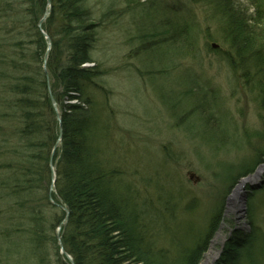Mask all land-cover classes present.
<instances>
[{"label": "rangeland", "instance_id": "rangeland-1", "mask_svg": "<svg viewBox=\"0 0 264 264\" xmlns=\"http://www.w3.org/2000/svg\"><path fill=\"white\" fill-rule=\"evenodd\" d=\"M8 1L11 2L6 3L0 0V9L7 11L0 12V50L7 51V55L1 58L4 61H0V70L4 71L0 74V92L3 94L0 95V104L3 105L5 113V117L0 118V150L2 152H0V161L6 162L13 158L18 163L20 156L14 153L13 149L24 150V143L30 140L27 136H22L17 141L12 136L13 116L9 111V102H6V106L3 103L7 101V96L9 97L11 92L10 86L14 84L13 80L16 81L18 76L17 72L11 70L9 58L14 57L15 52L13 53L9 48V44L13 42L17 32L18 36H21L23 32L33 34L37 32V29L34 25H29L25 19L21 20L23 17L21 11L25 10L27 0ZM96 1L85 0V4L93 6L97 3ZM114 3L111 5L110 14H108L110 11L103 13L99 10L100 8L95 10L94 7L93 10L94 25L96 27L99 25L101 30V32L98 31L100 36L98 38L96 36V41H99L97 47L100 48L98 56L105 59L104 67L110 68L111 72L100 76V80L105 82L106 89L100 90L101 94L95 93L98 101L95 104L96 110L91 113L90 118L97 121L101 117V134H106L107 143L109 144L110 139L113 148L119 152L117 157H122V160L117 159L113 162L126 164H121L120 170L123 171L122 176L126 183L128 182L131 186L135 204L130 207L135 213L138 208L139 213L136 214L138 232L135 233V242L139 248L149 250V253H144L146 256L153 258L160 256L163 252L168 255L165 258L173 259V253H178L175 247L193 242L194 237L190 238L192 233L194 235L199 229V235L205 233L207 218L211 216V212L220 199L217 200L214 194L215 191H221V188L216 189V183L221 184L215 182L216 178L221 174L226 175L227 165L232 164L237 171L247 157V159L252 157L255 145L245 143L241 138V131L246 126L249 128L257 126L258 109L252 102L254 97L249 96L243 85L241 74L237 72L234 78V74L225 62L226 47L223 44L217 46L221 54L207 47L209 41L215 42L214 45L221 42L218 41V26L210 24V11L206 4L201 12L196 4L191 5V10L187 9L185 0H131L130 4L125 0H114ZM194 11L197 16L194 15ZM45 12L36 22L42 34H48L44 29V23L52 11L47 15ZM249 12V15L253 17L255 10ZM56 17L55 26H59L61 19L60 16ZM206 17L210 18V21ZM150 21L155 22L156 25L150 26ZM179 21H185L187 22L185 25L192 26L190 28L195 38L191 40L196 44L198 52L196 56L189 52L194 48H188V45H185L187 44L186 35L177 30V27L185 26H180ZM162 22L167 25L172 24L170 29L176 34H170L171 30H169L164 34L166 36H163L164 38L156 37L151 41L144 39L147 32L159 30L161 27L157 26ZM224 24L226 25V22ZM257 25H253L255 31L262 32L264 27ZM13 31L17 32L13 35ZM227 32V39H230L231 32L229 29ZM208 33L215 39L207 41L205 35ZM258 41V36L254 42L252 41L254 48L251 49L253 51L250 54L238 56L239 61L247 68L255 64L250 63L253 53L258 52L263 46L264 41L259 43ZM51 42L53 46L52 39ZM51 42L46 40L47 47L43 57V67L50 83L53 78L51 79L47 62L50 59ZM18 46L21 47L19 43ZM14 48L17 49V46ZM15 61H18L16 57ZM94 64L93 61L84 63L85 67H92ZM255 71L260 73L263 70L258 67ZM255 75L253 74V79ZM28 88L38 94L37 86L29 85ZM51 93L54 94L53 87ZM29 98L31 95L26 90L19 99L12 97L17 103L23 102L24 105L25 103L29 105ZM66 102L68 105H65V110H73L75 106L72 103L73 99L69 97ZM38 104L39 102L36 103ZM75 104L81 106L83 102L78 101ZM14 105L15 102L13 107ZM25 109L24 112H28V109L26 111ZM60 110L56 111L54 107L53 112L50 111L55 117L53 120H57L59 124ZM212 111L217 113L219 118L216 119ZM208 113H210V119H208ZM184 114L188 115L187 118L182 117ZM50 123L57 125L56 121ZM98 141L105 143L102 138ZM49 152V163L52 158V164L48 188L49 175L43 171L41 174L44 180L39 182L37 179L38 186L34 197L31 198L34 205H41L39 208L46 219V225L50 216L55 215L57 218L61 213L59 208L51 206L54 203H60L52 195L55 191L57 193L59 169L55 159H60V147H56L54 143ZM32 153H35L34 149ZM27 154V157L31 156V153ZM114 154L117 155L116 152ZM0 166H2L0 170L3 174L0 177L10 183L12 178L8 177L14 171L6 169V165ZM133 169H138L139 175H131ZM54 172L57 178L53 177ZM256 176L249 181L253 180L256 183ZM243 179H238L239 181L235 182L230 191L225 192L222 189L225 194L222 224L213 233L208 250L199 264H216L221 256L223 245L227 243V237L233 233L231 221L234 223L235 231L248 228L250 199L257 202L256 213L260 222L264 224V191L248 192V180L246 177ZM42 183H45L46 187H43ZM2 185L0 183V186ZM243 193L245 206L240 208L238 201L240 194ZM182 198L184 202L180 201ZM192 198L196 199L192 204L197 210L192 215L188 213L189 216H187L185 207L182 206L189 203ZM123 201L127 203L121 198L118 200L122 209ZM177 202L179 206H176ZM24 212L28 213V208H25ZM1 213L0 237L4 233V224L12 226L19 223L18 218L16 221L9 220L8 216H4L7 215L5 212ZM64 221L63 219L56 224L55 229L53 228L57 246L53 245L55 241L52 240L38 242L36 255L42 258L41 264H58L57 249L59 255L70 259L68 260L70 264H75L72 254L63 246V236L68 227V222ZM17 235L19 234L14 235L16 240L28 241L26 236L22 238ZM59 237H62L61 246L58 244ZM20 257H22L21 261L25 258L22 255ZM31 260L36 259L31 258ZM147 260L148 264H156L152 260ZM64 261L67 262V260ZM0 264H9V259L0 254Z\"/></svg>", "mask_w": 264, "mask_h": 264}, {"label": "trees", "instance_id": "trees-1", "mask_svg": "<svg viewBox=\"0 0 264 264\" xmlns=\"http://www.w3.org/2000/svg\"><path fill=\"white\" fill-rule=\"evenodd\" d=\"M130 1L125 0L128 4ZM188 1L194 3L196 0ZM197 1H202L208 6L211 14L210 24H215L219 28L218 38L226 47L224 60L234 74V78L239 72L243 84L251 88L256 95L260 127L255 132H247L248 139L249 141L252 139L264 141V43L258 52L253 53L250 63H255L254 65L247 68L238 59L239 55L250 54L253 51L251 50L254 48L252 43L257 36L259 37L258 43L264 41V29L262 32L255 31L253 26L258 24L257 26L264 27V0ZM96 2L93 6H87L85 0H52V13L44 23V29L53 41L47 67L50 70L51 79L53 78L51 83L54 97L63 106V139L60 145V159H55L59 169L57 193L64 205L70 209L63 245L67 252L74 256L75 264H148L147 259L156 264H169L168 260L172 264H199L208 250L213 233L222 224L224 216L222 198L219 201L220 205L207 220L205 233L199 235L200 229L194 235L192 233L190 238L194 237L193 242L179 245L178 253L173 259L165 258L168 255L163 252L160 256L153 258L146 256L144 253H149V250L139 248L135 242V233L138 232L136 230L138 228L136 215L138 208L135 213L129 204L133 198L131 186L128 182L126 183L122 176L123 171L120 170V165L124 164L113 162L117 159L122 160V157L114 154L115 152L118 154V150L113 148L110 139L109 144L107 143L106 134H101V117L99 116L100 119L97 121L90 118L91 113L96 110L95 104L98 101L95 93L101 94L100 90L105 91L106 89L105 82L100 80V76L111 72L110 68L104 67L105 59L98 56L100 48L97 47L99 41H96V36L97 38L100 36L98 33L100 29L99 25L97 27L94 25L92 16L94 7L95 10L100 8L99 10L103 13L110 11L108 13L110 14L114 0H97ZM46 7L47 0H27L25 10L21 11L23 12L21 20L25 19L29 25H34L37 32L33 34L23 32L21 36H18V32L13 31V35L17 33L13 42L9 44V48L13 53L15 52V56L9 58L11 70L17 72L18 76L16 81L12 78L14 84L10 86L11 92H9V97L7 96V101L3 103L6 106V102H9V111L13 116L12 136L17 141L22 136H27L30 140L24 143V150L13 149L14 153L20 156L18 163L13 158L6 162L0 161V165H6V169L14 171L8 177L12 178L10 183L0 177V183L3 184L0 186V194L2 193L0 213L5 212L7 215H3L8 216L9 220L16 221L18 218L19 222L12 225L13 227L10 224H4V233L0 237V254L9 259V264H41L42 258L36 255L38 242L52 240L55 241L53 245L57 246L53 231L56 224H59L65 217L64 211L57 206L61 210L60 216L57 218L55 215L50 216L46 225V219L39 208L41 205H34L31 199L38 186L37 179L39 182L44 180L41 174L43 171L49 175L48 188L50 182L49 151L56 142L59 126L57 120H53L55 117L51 113L53 107L47 86V73L43 67V57L47 47L46 39L36 23L40 15L46 11ZM250 10H255L253 17L249 15ZM0 12L7 11L1 8ZM56 16H60L61 19L59 26H55ZM185 24L179 23L180 26ZM157 27L161 28L154 29V32H147L144 39L151 41L156 37L164 38L166 37L164 34L169 30H171L170 34H176L174 30L165 25ZM228 29L231 32L230 39H227ZM177 30L186 35L187 44H184L188 45V48L193 47L194 49H190L189 52L196 56L198 52L196 44L191 40L195 37L190 26L177 27ZM18 39H20L19 42H17ZM209 39L214 38L209 35ZM14 46H17V49ZM217 53L221 54L219 50ZM5 55L7 51L0 50V61H4L1 58ZM15 57L18 61H15ZM91 61L95 63L92 67L83 66L84 63ZM258 67L263 71L256 72ZM1 73L4 71L0 70ZM253 74H256L254 79ZM29 85L37 86L38 94L28 88ZM25 90L31 95L28 99L29 105L27 103L24 105L19 101L17 103L12 99V97L19 99ZM0 95L3 94L0 92ZM69 97L82 101L83 105L73 104L75 105L73 110L66 111L64 99ZM37 102H39L38 105H36ZM26 105L28 107L25 109ZM24 109L25 111L28 109V112H24ZM3 110L4 107L0 104V118L5 117ZM212 115L216 119L219 118L214 111ZM187 116L184 114L182 117L187 118ZM210 118V113H208V119ZM54 121H56V126L50 123ZM101 138L106 144L98 141ZM33 149L35 153H32ZM27 153H31V156L27 157ZM254 153L252 160L244 162L238 171H235L236 167L229 164L226 166V175L221 174L216 178L219 183L225 185L226 190L229 191L238 179L253 174L259 163L264 161V148H258ZM0 175L3 176L2 170H0ZM42 186L46 187L45 183H42ZM123 191H128L129 194L128 199H125L127 203L123 201L122 209L118 200L121 198L120 195L124 194ZM55 192L52 195L58 200ZM180 201L184 202V199ZM195 201L196 199L192 198L189 203L182 206L185 207L186 215L196 212L197 208H193L192 204ZM175 204L179 206V202ZM257 205L256 201H250L249 229L233 233L216 264H264V225L260 223L257 216ZM25 208H28V213H23ZM230 223L233 226V222ZM15 234H21L22 238L26 236L28 241L16 240ZM5 238L15 240L17 248L14 254L8 252L10 247H6ZM162 251L165 250L162 249ZM21 255L25 257L23 261L21 258L18 259ZM31 258L36 260H31ZM56 260L58 264H70L67 258L58 254V249Z\"/></svg>", "mask_w": 264, "mask_h": 264}, {"label": "bare ground", "instance_id": "bare-ground-1", "mask_svg": "<svg viewBox=\"0 0 264 264\" xmlns=\"http://www.w3.org/2000/svg\"><path fill=\"white\" fill-rule=\"evenodd\" d=\"M150 26H155L156 25V23L155 22H153L152 23V21H150ZM163 25H165V26H167V27H169V28H171V25L172 24H168L167 25V23L166 24H163V23H161L159 26H163ZM173 26V25H172ZM210 50V49H209ZM244 85V84H243ZM244 87H245V89H246V91L249 93V96L251 97V96H253V92H252V90H251V88L249 89L247 86H245L244 85ZM124 139V138H123ZM127 141V140H126ZM258 148H264V141H261L259 144H258V147L255 149V151H257V149ZM164 150H165V148H164ZM60 155V154H59ZM124 165H126L125 163H123ZM129 167H131V165L129 166ZM144 172V171H143ZM139 170L138 169H133V170H131V175H133V176H137V175H139ZM152 176V175H151ZM114 185H116V184H114ZM122 193H124L123 195H120L121 196V199H123V200H125L126 198L128 199V194H129V192L128 191H123ZM247 195V194H246ZM57 196H58V200H59V202L60 203H54L53 205L55 206L54 208H57V206L60 208V209H62L63 211H64V213H65V216L66 215H69L70 216V209L68 208V206H66V205H64V203H63V200H62V198L60 197V195L57 193ZM247 197H249V195L247 196ZM244 198H245V194L243 193V194H240V196H239V203H240V208H242L243 206H245V200H244ZM250 201H251V199H250ZM129 204L130 205H134L135 203H134V200L132 199L130 202H129ZM243 210V209H242ZM244 210H245V208H244ZM61 211V210H60ZM145 213H147L146 211H145ZM187 216H189L188 214H187ZM69 222V221H68ZM190 226V225H189ZM191 227V226H190ZM18 237H21V234L20 235H18ZM5 244H7L6 245V247H10V248H8L9 249V253L10 254H14V252H15V249L17 248L16 247V244H15V240H13V239H8V238H5V242H4ZM172 247L174 246V244H170ZM177 245H179V244H177ZM183 247H181V249H182ZM179 248L178 247H175V250H178ZM223 250H224V247L222 248V250H221V252H223ZM73 256V255H72ZM176 256V253H173V258ZM5 257V256H4ZM1 258H3V257H1ZM20 258H22V257H19L18 259H20ZM73 259H74V256H73ZM168 262H169V264H172L169 260H168Z\"/></svg>", "mask_w": 264, "mask_h": 264}, {"label": "water", "instance_id": "water-1", "mask_svg": "<svg viewBox=\"0 0 264 264\" xmlns=\"http://www.w3.org/2000/svg\"><path fill=\"white\" fill-rule=\"evenodd\" d=\"M262 167L264 168V165ZM257 173H258L259 177H262V175H264V169H262L261 172L258 171ZM258 181L259 182L257 184H255V185H252V187H260L262 184H264V179L259 178Z\"/></svg>", "mask_w": 264, "mask_h": 264}]
</instances>
